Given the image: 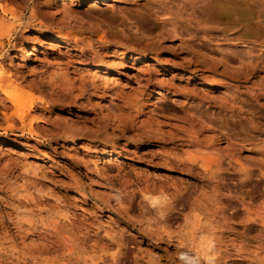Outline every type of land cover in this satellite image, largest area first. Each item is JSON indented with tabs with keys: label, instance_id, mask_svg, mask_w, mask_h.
<instances>
[{
	"label": "rangeland",
	"instance_id": "1",
	"mask_svg": "<svg viewBox=\"0 0 264 264\" xmlns=\"http://www.w3.org/2000/svg\"><path fill=\"white\" fill-rule=\"evenodd\" d=\"M193 251L264 264V0H0V264Z\"/></svg>",
	"mask_w": 264,
	"mask_h": 264
},
{
	"label": "bare ground",
	"instance_id": "2",
	"mask_svg": "<svg viewBox=\"0 0 264 264\" xmlns=\"http://www.w3.org/2000/svg\"><path fill=\"white\" fill-rule=\"evenodd\" d=\"M106 0H92V3L93 4H96L98 2H104ZM120 29V28H119ZM124 30V29H123ZM132 30V29H131ZM138 31V30H137ZM136 31V32H137ZM135 32V30L133 31ZM135 32V33H136ZM141 32V31H140ZM139 32V33H140ZM138 33V32H137ZM138 33V34H139ZM143 34V33H142ZM141 35V34H140ZM147 36V35H146ZM27 56H31V53H29V51H27ZM95 72V71H94ZM98 73V72H97ZM100 74V73H99ZM97 75V74H96ZM94 79V78H93ZM57 82V81H56ZM62 82V81H60ZM93 82V81H92ZM12 85V84H11ZM55 85V83H54ZM61 85V84H60ZM59 85V86H60ZM58 86V85H57ZM63 87V86H62ZM16 88V87H15ZM57 88V87H56ZM60 88V87H59ZM57 88V89H59ZM66 88V87H65ZM60 90V89H59ZM65 90V89H64ZM63 91V90H62ZM70 91V90H69ZM64 92V91H63ZM67 92V91H66ZM18 93V92H17ZM16 92H13V91H6L4 92V95H6V97L8 99H10L9 101L11 102L12 104V107H14L15 109V117L13 116H10V119L14 121V118H16V120L20 121L21 122H24V120L28 117L29 113L32 112L33 108H34V100L32 98V96L30 95H22V94H17ZM72 93V92H70ZM59 95V94H57ZM107 125V124H106ZM131 126V125H130ZM128 127V126H127ZM135 127V126H134ZM112 128V126H111ZM126 128V127H125ZM152 130V129H151ZM152 133V132H151ZM145 135V134H144ZM172 135V134H171ZM177 135V134H176ZM143 136V135H142ZM146 136V135H145ZM157 136V135H156ZM178 136V135H177ZM147 137V136H146ZM169 137V136H168ZM152 139V138H151ZM190 139V138H189ZM173 141V144H176V143H180L176 146H182L184 142L183 139H171ZM194 140V139H193ZM167 141V140H166ZM192 144V142H190ZM188 145V143L186 144ZM192 146V145H191ZM172 152V151H171ZM171 152H169V154H167V157L163 158V164L165 167L169 166L170 168L172 169H175V170H184V171H195L197 169V162L195 159L193 158H185V159H182V158H179L177 157L176 155H173ZM174 153V152H173ZM165 155V153H164ZM205 165V164H204ZM195 173V172H194ZM198 173V172H197ZM195 173V174H197ZM201 174H203L204 176L206 175L207 172V169H203L200 171ZM199 173V174H200ZM200 174V176H201ZM198 175V174H197ZM214 178V177H213ZM200 180V179H199ZM208 180V179H207ZM210 180H211V177H210ZM149 186V185H148ZM173 186V185H172ZM151 190V189H150ZM145 191L146 190V187H145ZM164 191V190H163ZM149 193V192H148ZM151 193V192H150ZM165 193V192H164ZM167 194V193H165ZM177 195L175 196V199H176V203L178 204V202H180L181 200H183V196H181L178 192L176 193ZM143 196V195H142ZM151 196V195H150ZM170 197V196H169ZM130 198V197H129ZM147 202H149V204L153 207H155V202L152 201L148 196L147 198H145ZM156 201V200H155ZM173 203V202H172ZM175 204L174 206H169L167 208V210H161L159 209V215L160 216H163L165 217L164 220L166 218H170L172 217V215H175V213H178L180 211V209L177 207L178 205ZM159 205V204H158ZM161 205V204H160ZM183 207V206H181ZM157 208V207H156ZM158 212V210H157ZM158 215V214H157ZM178 215V214H177ZM167 221V220H166ZM147 231V230H146ZM160 237V236H159ZM158 239V238H157ZM161 239V238H160ZM159 240V239H158ZM162 240V239H161ZM209 242V241H208ZM210 245V244H209ZM208 245V246H209ZM207 246V245H206ZM207 246V247H208ZM206 249H210V247H208ZM213 247V246H212ZM211 249H214V248H211ZM204 250V249H203ZM215 250V249H214ZM205 251V250H204ZM183 252V251H182ZM194 252V251H193ZM202 252V251H201ZM201 252H194V254L192 256L188 255V254H185V253H182L181 257H182V261H184L185 263L187 264H203L202 261H201V258L203 257V260L205 261V264H213L215 263V259L213 258V256L211 257H205L202 255ZM201 253V254H200ZM207 256V255H206ZM217 258V257H216ZM114 259V258H113ZM111 262V261H110ZM114 263V262H113ZM112 264V263H111Z\"/></svg>",
	"mask_w": 264,
	"mask_h": 264
}]
</instances>
